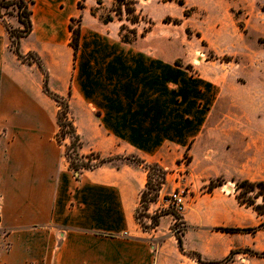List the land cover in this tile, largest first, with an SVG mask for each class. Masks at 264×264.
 I'll return each instance as SVG.
<instances>
[{"label":"crops","instance_id":"obj_1","mask_svg":"<svg viewBox=\"0 0 264 264\" xmlns=\"http://www.w3.org/2000/svg\"><path fill=\"white\" fill-rule=\"evenodd\" d=\"M27 1L32 30L20 40V53L43 60L51 92L70 94L69 116L82 142L79 154L96 152L119 158V164L113 160L80 174L69 169L65 145L55 139L59 107L44 94L37 65L21 62L7 48V27L21 24L17 16L9 22L1 17V8L0 264H199L180 252L177 240L179 254H154L135 218L147 172L125 157L157 163L168 172L159 199L171 184L169 171L183 166L193 186L223 178L226 184L213 194L233 181H264V129L251 125L246 110L231 109L237 103L234 93L249 84L235 85L218 57L197 56L203 48L218 56L219 16L209 25L185 15L186 3L181 11L173 0L155 5L134 0L135 13L153 22L143 34V22L104 19L114 0ZM153 8L162 9L158 18L152 17ZM73 19H80L75 58L69 44ZM122 25L136 34L129 43L121 40ZM233 192L232 187L215 204H206L204 217L194 210L203 209V198L188 204L193 214L183 222L184 251L218 261L239 245L234 238L239 233L220 232L222 237L215 238L203 229L240 227L248 221L241 219L243 211L260 217L239 205ZM191 229L197 239L188 243Z\"/></svg>","mask_w":264,"mask_h":264},{"label":"rangeland","instance_id":"obj_2","mask_svg":"<svg viewBox=\"0 0 264 264\" xmlns=\"http://www.w3.org/2000/svg\"><path fill=\"white\" fill-rule=\"evenodd\" d=\"M126 2L127 0H123ZM142 4L147 0H140ZM158 0H153L152 4L155 5ZM166 1V0H165ZM179 1H182L183 4L186 3L187 9L184 10L186 15L193 16V19L197 20L205 19L209 25L213 22V16L216 14L219 16L220 20L217 23L219 29L218 32L222 33V37L220 41H216L211 35L210 43L212 40H215L216 47L219 49L218 56L214 55L212 52L206 51L205 48L202 51L203 55H197L200 59L205 60H214L217 57L221 60V62H226L223 64V69L226 74H229V78H231L232 82L235 85L237 83L243 84L248 83L249 87L241 88L238 92L234 93L235 99L237 103L231 104V109L233 110H246L251 117V125L254 128L264 129V0H173V5L176 9L181 10L182 5L179 4ZM149 3V2H148ZM119 4L114 0L112 6L107 7V10L104 11L103 17L105 20L108 18H119V19H127V15L124 11V4L120 5L121 13L117 14L116 9ZM135 9V8H134ZM212 10V11H211ZM182 11V10H181ZM163 11L162 9H151V14L153 18H158L159 14ZM17 14L16 7L3 8L1 17H4L8 22L11 21ZM140 14V13H139ZM141 16V15H139ZM164 18V17H163ZM161 18V23L162 20ZM168 22H171V18L165 16ZM128 23H131L130 20H127ZM138 22H143L144 34L148 29L151 28V24L153 23L151 19L141 16V20ZM151 23V24H150ZM10 24V23H9ZM134 24V23H132ZM74 25H77V22H74ZM8 30L13 29H23V25H20L18 28H13L10 24L7 27ZM213 29V28H212ZM130 30L127 26H125V30L121 35H126L129 38H132L133 35L128 32ZM210 31V28H209ZM211 33V31L209 32ZM258 35V43L256 42V36ZM10 39V38H9ZM70 43V42H69ZM202 46L207 45L206 42L201 43ZM11 49V41L7 43V48ZM31 59H29L30 61ZM28 61V59L26 60ZM43 66L45 67L47 73L48 69L46 64L41 60ZM197 62V61H196ZM27 64V63H25ZM34 64V63H33ZM36 65V64H35ZM40 71V70H39ZM41 73V71H40ZM49 74V73H48ZM42 84H43V75ZM49 78V75H48ZM44 92V91H43ZM45 94V93H44ZM46 95V94H45ZM48 96V95H47ZM51 98V97H49ZM52 99V98H51ZM54 106L57 103L54 100H51ZM59 111V108H57ZM68 141V142H67ZM70 144L69 136L61 142L59 145L68 146ZM65 151V149H64ZM69 155L71 157H75V152L73 150H69ZM80 155V154H79ZM88 155V154H87ZM114 163L119 164V161ZM189 162L187 156L183 158V163L186 165ZM94 163V162H93ZM183 170H179L175 168L172 171H169L171 184L162 192V197L159 199V196L156 202H151L148 204L147 212H144V208L140 206L136 212L137 223L139 226H148L151 227L153 221H151L150 217L155 215L156 213H160L161 211L173 209L169 203V195L174 190L183 191V207L182 209L176 210L179 214V217H182V221L184 223H188L190 216L193 214V211L187 210L188 204L191 202H196L197 200L201 201L203 209H194L196 211L199 210V214L201 216H205L207 205H213L218 201V196L225 195L230 193V190L233 187L235 192V183L227 184L226 187L223 188L219 193H206V186H193L191 181H186V167L183 166ZM168 173V172H167ZM218 180H224L221 177L214 178ZM153 180H156V177L153 176ZM225 181V180H224ZM226 184V183H225ZM166 189V188H165ZM240 191H244L241 189ZM258 189L255 190V192ZM254 192V193H255ZM153 193V191L151 192ZM254 193L243 194L246 198L252 197ZM256 203H262L261 198L255 200ZM159 202V203H157ZM207 204V205H206ZM209 207V206H208ZM149 210V211H148ZM174 210V209H173ZM187 210V211H186ZM243 211V210H242ZM245 214H241V219L248 217V221L243 222L240 227H256L260 221L264 220V217H257L252 211L245 212ZM248 213V214H247ZM195 214V211H194ZM251 216V226L249 222V217ZM186 219V220H185ZM259 219V222H258ZM258 222V223H257ZM181 221H178L173 215H165L158 220V226L154 229H150L144 235L145 239H149L151 247L154 251V254L160 253L165 256H172L179 254L177 244H176V236L181 237V233L183 231V226ZM257 223V224H255ZM216 227H234L229 225H214L203 227V229L215 238H221L220 232L216 231ZM238 237V239H237ZM234 238L238 242V246L233 248L235 251H242V249H251L257 253L264 252V227L257 231L255 234H247V233H239ZM197 239V230L191 229L186 237L188 243L194 242ZM216 246L214 248L219 247V243H214ZM228 264H264V257H259L255 255H250L248 253H238L235 254Z\"/></svg>","mask_w":264,"mask_h":264},{"label":"trees","instance_id":"obj_3","mask_svg":"<svg viewBox=\"0 0 264 264\" xmlns=\"http://www.w3.org/2000/svg\"><path fill=\"white\" fill-rule=\"evenodd\" d=\"M116 2L119 4V6L116 9V13H121V7L120 5L123 3L125 8L124 11L127 15V20H130L131 23H137L139 20H141V17H139V14L135 13L134 9V0H127L124 2L123 0H116ZM31 1L27 0H0V9L1 8H10V7H16L17 9V20L18 22L23 25V29H13L8 30L9 38L11 41V50L16 55V57L23 63L27 64H36L39 70L41 71L43 75V84L42 88L46 95L51 97L58 105L59 111L56 115V123L58 126V131L55 135L56 142L58 144H61V142L66 138V136H69L70 138V144L65 147L64 155L68 162V167L70 170H72L74 173H82L84 170H92L95 169L107 162H111L115 159L114 157H108V158H102L100 155L96 152H91L88 155H79V149L82 146V142L80 140L79 135L76 133L75 127L73 125V122L69 116V98L70 94H68L66 97H62L60 95H57L50 91L48 87V73L43 66V63L41 62L40 57L36 53H27L26 55H22L19 51V43L20 40L24 37H27L32 30V24H31V11L30 6ZM180 5H183L182 1H179ZM79 7H81L79 3ZM186 15V13H184ZM111 20V18H108L106 21ZM74 22H77V25H74ZM165 22H168L165 19ZM174 24H178L179 20L175 19L173 20ZM151 24V23H150ZM69 30L71 32L70 37V46L73 50V58L76 57L78 48H79V38H80V19H73L71 23L69 24ZM125 30V26H121V34ZM149 30V29H148ZM147 30V31H148ZM130 34L133 35L132 38L127 37L126 35H121V40L125 43L131 42L135 37L136 34L133 30H128ZM189 31L187 30V33ZM144 34V32H143ZM28 59V61H26ZM29 59H31L29 61ZM176 64H178V61H176ZM69 150H73L75 152V157H71L69 155ZM127 160L134 161L138 165H141L147 172V181L145 184V189L142 191L140 196V206L144 208V212H147L148 204L151 202H156L159 192L162 188V186L166 183V177H167V171L162 168L157 163H146L145 161L136 158L134 156L125 157ZM94 162V163H93ZM153 176L156 177V180H153ZM235 183V199L237 200L239 205H243L245 207H251L258 216L264 217V181H249V180H238L233 181ZM226 182L224 180H218V179H211L207 186H206V193L211 194L213 190L218 187L224 185ZM243 189L244 191H240ZM258 189V191L255 192V190ZM153 191V193H151ZM254 193L252 197L246 198L245 194ZM261 198L262 203H256V199ZM138 210V209H137ZM137 212V211H136ZM173 215L178 221H181L183 226V231L185 230V225L183 224L182 217H179L178 212L174 209H168L161 211L160 213H156L152 217H150L151 221H153V225L151 227L143 226V231L147 232L150 229H154L158 226V220L165 216V215ZM135 218L137 220V216L135 215ZM264 227V220L261 221L256 227H216L215 230L218 232H224V233H247V234H255L257 231H259L261 228ZM182 231V233H183ZM181 233V234H182ZM178 248L180 252L183 254L193 258L196 262L199 264H226L228 263L231 258L238 253H248L250 255H255L259 257H264L263 253H257L251 249H242V251H235L231 250L227 256H225L223 259L218 261H205L202 260L200 255L197 252L193 251H184L182 247V241L181 237L176 236Z\"/></svg>","mask_w":264,"mask_h":264},{"label":"built area","instance_id":"obj_4","mask_svg":"<svg viewBox=\"0 0 264 264\" xmlns=\"http://www.w3.org/2000/svg\"><path fill=\"white\" fill-rule=\"evenodd\" d=\"M183 191H179V190H174L172 191V193L169 195V203L171 205V207L175 210H180L183 207Z\"/></svg>","mask_w":264,"mask_h":264}]
</instances>
